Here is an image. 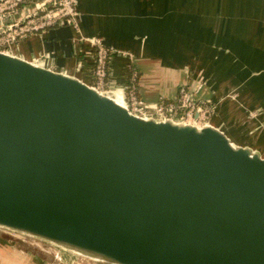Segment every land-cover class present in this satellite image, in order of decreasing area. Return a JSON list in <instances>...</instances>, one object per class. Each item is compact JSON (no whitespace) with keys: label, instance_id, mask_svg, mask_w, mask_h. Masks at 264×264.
Segmentation results:
<instances>
[{"label":"water","instance_id":"obj_1","mask_svg":"<svg viewBox=\"0 0 264 264\" xmlns=\"http://www.w3.org/2000/svg\"><path fill=\"white\" fill-rule=\"evenodd\" d=\"M0 226L116 264H264V156L0 51Z\"/></svg>","mask_w":264,"mask_h":264},{"label":"crops","instance_id":"obj_2","mask_svg":"<svg viewBox=\"0 0 264 264\" xmlns=\"http://www.w3.org/2000/svg\"><path fill=\"white\" fill-rule=\"evenodd\" d=\"M76 4L77 26L65 23L28 34L11 47L10 54L89 83L92 46L79 38L99 37L116 50L110 86L122 98L121 81L131 66L139 72L140 97L156 103L174 99L179 85L201 72L212 74L199 98L217 100L224 91L221 68L229 66L230 53L241 58L243 53L264 52V0H76ZM33 9L26 5L2 22L22 20ZM256 54L248 61L255 67L261 60ZM227 107V103L219 106L221 115ZM214 123L220 122L214 119ZM223 131L236 139L233 131Z\"/></svg>","mask_w":264,"mask_h":264},{"label":"rangeland","instance_id":"obj_3","mask_svg":"<svg viewBox=\"0 0 264 264\" xmlns=\"http://www.w3.org/2000/svg\"><path fill=\"white\" fill-rule=\"evenodd\" d=\"M76 9L78 10V6ZM67 24L73 25L69 22ZM254 53L261 58L257 67L248 64ZM237 54L230 53L229 66L221 68L224 80L222 97L217 100L204 97L201 101L205 102L210 110L209 125L222 131H233L236 139L229 138L234 143L264 155V52L243 53L241 58ZM241 63H244L243 68L239 66ZM255 63L257 64V61ZM134 71L135 82L138 83L139 72L137 69ZM219 72L215 74L219 76ZM210 75L201 72L200 76L194 77L191 82L179 85L178 91L182 86H188L199 95L206 85L209 86ZM223 103H227L228 107L221 115L219 106ZM214 119L220 123H214ZM63 247L0 226V264H116Z\"/></svg>","mask_w":264,"mask_h":264},{"label":"built area","instance_id":"obj_4","mask_svg":"<svg viewBox=\"0 0 264 264\" xmlns=\"http://www.w3.org/2000/svg\"><path fill=\"white\" fill-rule=\"evenodd\" d=\"M26 5H33L34 9L22 20L7 25L2 22L5 17ZM76 7V0H0V51L10 54L11 47L24 36L44 32L55 25L69 22L72 26H77L79 12ZM79 40L92 46L94 68L89 84L100 92L114 93L109 75L110 63L116 50L99 37L82 36ZM80 65L82 67L81 63ZM123 91L122 102L136 116L145 119L153 116L166 117L171 121L177 120L197 127L209 125L210 110L207 104L188 86H182L174 99H160L156 103H148L142 99L135 84L128 93L125 88Z\"/></svg>","mask_w":264,"mask_h":264},{"label":"trees","instance_id":"obj_5","mask_svg":"<svg viewBox=\"0 0 264 264\" xmlns=\"http://www.w3.org/2000/svg\"><path fill=\"white\" fill-rule=\"evenodd\" d=\"M81 64H82V68L84 69L85 66V61L82 59L81 60ZM94 68V66H93ZM133 67L129 66L128 68H126L125 72H126V78H124L121 83L125 88V92L128 93L130 87L135 84L138 86V83L135 82V74L133 75V73H135V71L133 72ZM93 72V69L91 71V73Z\"/></svg>","mask_w":264,"mask_h":264},{"label":"bare ground","instance_id":"obj_6","mask_svg":"<svg viewBox=\"0 0 264 264\" xmlns=\"http://www.w3.org/2000/svg\"><path fill=\"white\" fill-rule=\"evenodd\" d=\"M108 96H110L112 99H114V101L118 102L121 105H124V103L122 102V98L121 95L117 92L114 93H109L107 94ZM44 248V247H43ZM64 248V247H63ZM50 250V249H49ZM85 257V255H84ZM91 258V257H90ZM94 259V258H93ZM99 260V259H98ZM92 261V260H91ZM94 261V260H93ZM91 263V262H90ZM79 264V263H78Z\"/></svg>","mask_w":264,"mask_h":264}]
</instances>
